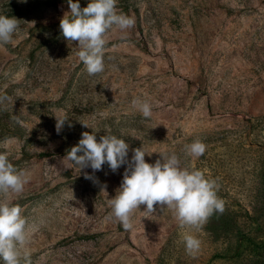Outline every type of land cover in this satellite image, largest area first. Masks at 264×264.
<instances>
[{"label":"rangeland","instance_id":"rangeland-1","mask_svg":"<svg viewBox=\"0 0 264 264\" xmlns=\"http://www.w3.org/2000/svg\"><path fill=\"white\" fill-rule=\"evenodd\" d=\"M117 8L135 26L107 33L105 70L90 76L76 42L61 35L67 0H0V14L20 21L0 45V152L29 173L8 200L43 221L26 248L30 264H264V0H118ZM136 97L153 105L151 118L132 107ZM83 132L125 139L129 159L143 147L150 164L177 154L182 167L217 180L225 211L196 231L167 208L148 215L141 205L125 231L107 201L126 165L93 173L64 158ZM197 139L205 153L186 156ZM186 231L201 241L194 256Z\"/></svg>","mask_w":264,"mask_h":264},{"label":"clouds","instance_id":"clouds-1","mask_svg":"<svg viewBox=\"0 0 264 264\" xmlns=\"http://www.w3.org/2000/svg\"><path fill=\"white\" fill-rule=\"evenodd\" d=\"M26 2V0H23ZM70 11L60 19L61 35L68 42H76L77 56L88 75L93 76L105 70V46L107 33L116 28L120 31L135 26L134 17L119 11L118 0H88L81 7L79 0H67ZM20 21L12 16L0 14V45L11 42L19 30ZM132 107L144 118H151L153 105L146 99L136 97ZM59 133L67 118L57 120ZM88 128L87 125L82 124ZM125 139L116 135H102L97 140L96 133L83 132L78 143L67 151L64 158L79 171L91 169L101 171L102 166L115 173L125 166L123 179L112 198H108L111 209L109 219H114L125 231L133 228L132 217L140 206L142 212L153 215L155 206L169 209L178 226L199 231L214 214H223L225 202L218 196L219 184L216 179L205 175L201 170L181 166L177 154L162 153L154 163L145 161L147 153L143 147L131 149ZM206 151V144L197 139L185 145L186 156L199 158ZM27 170H18L10 161L7 152H0V260L4 264H30L26 251L31 236L36 233L43 221L37 223L22 215L23 209L8 200L10 193H20L27 183ZM85 179L98 183L93 175L85 172ZM106 185L101 190L107 195ZM185 251L189 255L199 252L201 241L186 231L183 235Z\"/></svg>","mask_w":264,"mask_h":264},{"label":"trees","instance_id":"trees-1","mask_svg":"<svg viewBox=\"0 0 264 264\" xmlns=\"http://www.w3.org/2000/svg\"><path fill=\"white\" fill-rule=\"evenodd\" d=\"M51 1V0H50Z\"/></svg>","mask_w":264,"mask_h":264}]
</instances>
